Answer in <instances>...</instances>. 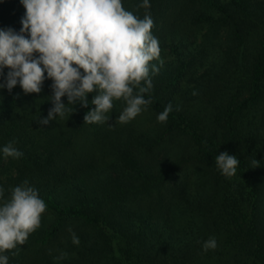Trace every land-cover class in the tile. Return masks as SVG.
<instances>
[{"label":"trees","instance_id":"16d2710c","mask_svg":"<svg viewBox=\"0 0 264 264\" xmlns=\"http://www.w3.org/2000/svg\"><path fill=\"white\" fill-rule=\"evenodd\" d=\"M121 3L151 16L164 61L135 118L117 120L121 98L103 124L84 123L95 106L77 103L41 125L51 79L40 93L0 89L2 199L28 181L46 203L41 226L5 253L9 264H264V0ZM25 12L0 0V30L19 32ZM9 142L20 158L4 156ZM222 152L240 161L232 177L215 164ZM210 238L217 247L205 252Z\"/></svg>","mask_w":264,"mask_h":264},{"label":"clouds","instance_id":"9594fccd","mask_svg":"<svg viewBox=\"0 0 264 264\" xmlns=\"http://www.w3.org/2000/svg\"><path fill=\"white\" fill-rule=\"evenodd\" d=\"M21 3L26 12L19 32L12 28L0 30L3 79L0 89L11 92L19 84L25 94L40 93L44 80L51 79L49 100L53 107L46 118L38 120L39 124L47 125L66 112L71 114L74 108L68 106L77 103L85 108L89 104L95 106L86 112L84 123L103 124L110 119L113 100L121 98L126 107L117 120L127 123L152 103L151 98L145 99V94L152 91L151 77L159 73L164 61L160 59L158 39L151 33L154 22L149 14L141 19L125 10L121 0H21ZM139 7L149 8V0H143ZM153 60L159 66L150 64ZM90 93H95L91 101ZM65 96L67 104L61 99ZM172 110L169 103L157 116L158 122L166 123ZM2 152L5 157L23 155L12 142L3 146ZM239 163L235 155L227 152L215 157L216 166L227 177L236 174ZM251 165L255 169L260 161L253 159ZM3 197L4 189L0 187V264H9L5 253L24 245L29 234L41 226L46 203L28 181L11 188L6 200ZM72 242L80 243L74 232ZM216 247L215 238L203 243L205 252Z\"/></svg>","mask_w":264,"mask_h":264},{"label":"rangeland","instance_id":"374dc122","mask_svg":"<svg viewBox=\"0 0 264 264\" xmlns=\"http://www.w3.org/2000/svg\"><path fill=\"white\" fill-rule=\"evenodd\" d=\"M138 118H139V121H140L141 123H147V121H145V120H146L145 115H142V116L139 115Z\"/></svg>","mask_w":264,"mask_h":264}]
</instances>
